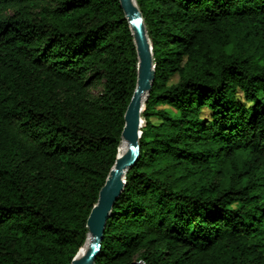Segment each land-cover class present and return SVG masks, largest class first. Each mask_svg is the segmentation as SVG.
<instances>
[{
    "label": "trees",
    "instance_id": "obj_1",
    "mask_svg": "<svg viewBox=\"0 0 264 264\" xmlns=\"http://www.w3.org/2000/svg\"><path fill=\"white\" fill-rule=\"evenodd\" d=\"M135 1L155 80L95 264H264V0ZM138 63L120 0H0V264L85 246Z\"/></svg>",
    "mask_w": 264,
    "mask_h": 264
},
{
    "label": "water",
    "instance_id": "obj_2",
    "mask_svg": "<svg viewBox=\"0 0 264 264\" xmlns=\"http://www.w3.org/2000/svg\"><path fill=\"white\" fill-rule=\"evenodd\" d=\"M120 3L132 31L139 61L137 86L126 111L125 128L122 133V139L127 142L129 148L122 156H119L118 150L115 164L88 218L89 235L94 237V242L83 255H80L81 248L72 264H95L101 251L107 221L115 203L124 191L125 174L137 164L140 158V139L144 125L142 112L155 80L153 47L147 34L143 14L135 0H120ZM145 94L146 99L143 102Z\"/></svg>",
    "mask_w": 264,
    "mask_h": 264
},
{
    "label": "bare ground",
    "instance_id": "obj_3",
    "mask_svg": "<svg viewBox=\"0 0 264 264\" xmlns=\"http://www.w3.org/2000/svg\"><path fill=\"white\" fill-rule=\"evenodd\" d=\"M145 99H146V94L143 96V102L145 101ZM128 148L129 147H128L127 142L123 141L119 149V156H122L123 154H125L128 151ZM93 242H94V237L92 235H89L88 240L85 246L82 248L80 255H83L89 249V247L93 244Z\"/></svg>",
    "mask_w": 264,
    "mask_h": 264
},
{
    "label": "rangeland",
    "instance_id": "obj_4",
    "mask_svg": "<svg viewBox=\"0 0 264 264\" xmlns=\"http://www.w3.org/2000/svg\"><path fill=\"white\" fill-rule=\"evenodd\" d=\"M178 81V76L174 77L170 83H176ZM134 262L140 263L139 260L137 259V257L135 258Z\"/></svg>",
    "mask_w": 264,
    "mask_h": 264
},
{
    "label": "snow or ice",
    "instance_id": "obj_5",
    "mask_svg": "<svg viewBox=\"0 0 264 264\" xmlns=\"http://www.w3.org/2000/svg\"><path fill=\"white\" fill-rule=\"evenodd\" d=\"M137 23H139V22H137Z\"/></svg>",
    "mask_w": 264,
    "mask_h": 264
}]
</instances>
